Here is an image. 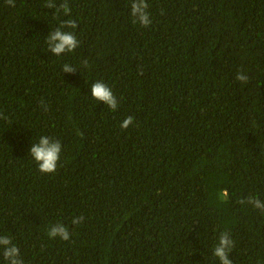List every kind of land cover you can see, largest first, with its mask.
<instances>
[{"label":"trees","instance_id":"1","mask_svg":"<svg viewBox=\"0 0 264 264\" xmlns=\"http://www.w3.org/2000/svg\"><path fill=\"white\" fill-rule=\"evenodd\" d=\"M46 2L0 0V236L24 264H219L226 230L233 264H264V213L238 203L264 201V0H147L149 27L131 0ZM69 19L79 45L56 56ZM41 136L61 142L53 173L28 154Z\"/></svg>","mask_w":264,"mask_h":264},{"label":"clouds","instance_id":"2","mask_svg":"<svg viewBox=\"0 0 264 264\" xmlns=\"http://www.w3.org/2000/svg\"><path fill=\"white\" fill-rule=\"evenodd\" d=\"M6 3L10 7H15V0H6ZM43 7L48 9L55 8L57 11L62 10L65 15H70L71 9L67 3V0H63L59 5L56 4V0H47ZM149 5L147 0H131L130 3V16L133 19V23L139 24L142 27H149L152 24L150 18ZM67 27L70 29H76L77 23L75 20L69 19L64 21L60 27L51 31L46 37L45 43L48 50L56 56L61 54L73 52L79 45V42L71 31H63ZM84 67H87L88 62H83ZM77 70L69 64L63 65L64 73H75ZM235 79L239 82L247 83L249 77L243 72L238 71ZM91 97L107 105L112 111H116L118 108V102L116 96L113 94L112 89L102 81H97L91 85L90 88ZM131 124H133V117L129 116L125 118L121 123V128L126 130ZM61 142L54 140L48 136H41L37 143L31 144L28 154L31 155L33 160L38 166V170L43 174L53 173L57 169V164L61 154ZM227 195V193H225ZM241 205L250 204L253 208L260 210L264 213V201L259 198L249 196L246 200L238 201ZM83 216L74 217L71 221L72 225H79L83 222ZM47 236L49 239H57L63 241H69L71 233L69 228L63 223H55L47 230ZM231 233L228 231H221L218 237V242L214 246L212 255L218 259L219 264H233V261L229 258V254L234 247V241L230 238ZM0 249L6 264H24L20 258V250L12 239L5 236H0Z\"/></svg>","mask_w":264,"mask_h":264}]
</instances>
